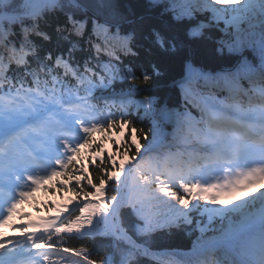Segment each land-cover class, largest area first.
<instances>
[{
    "label": "snow or ice",
    "instance_id": "1",
    "mask_svg": "<svg viewBox=\"0 0 264 264\" xmlns=\"http://www.w3.org/2000/svg\"><path fill=\"white\" fill-rule=\"evenodd\" d=\"M0 264H264V0H0Z\"/></svg>",
    "mask_w": 264,
    "mask_h": 264
},
{
    "label": "trees",
    "instance_id": "2",
    "mask_svg": "<svg viewBox=\"0 0 264 264\" xmlns=\"http://www.w3.org/2000/svg\"><path fill=\"white\" fill-rule=\"evenodd\" d=\"M161 94H163V95H171L170 92H166V91H163V90H161ZM70 243H74L77 246H79L81 243H83L84 245H87L89 247H95L97 250H99L101 252V254H103V252L107 251V249L103 247V243L104 242L100 241V240H95V241L94 240H84L82 242L81 241H72ZM176 243L179 246H183V241H181V240H177Z\"/></svg>",
    "mask_w": 264,
    "mask_h": 264
}]
</instances>
